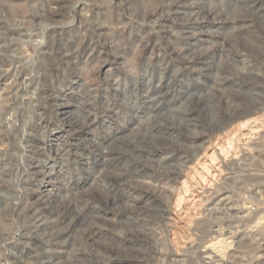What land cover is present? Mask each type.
Returning a JSON list of instances; mask_svg holds the SVG:
<instances>
[{"label":"rangeland","instance_id":"rangeland-1","mask_svg":"<svg viewBox=\"0 0 264 264\" xmlns=\"http://www.w3.org/2000/svg\"><path fill=\"white\" fill-rule=\"evenodd\" d=\"M37 211L56 242L27 233ZM17 259L264 264V0H0V264Z\"/></svg>","mask_w":264,"mask_h":264},{"label":"bare ground","instance_id":"bare-ground-1","mask_svg":"<svg viewBox=\"0 0 264 264\" xmlns=\"http://www.w3.org/2000/svg\"><path fill=\"white\" fill-rule=\"evenodd\" d=\"M195 2V1H194ZM195 5H197L198 10H191V15L194 17V19H199L201 15H205L204 18L206 19H213V16H217L220 18H223L224 16H221V12L218 8L213 7V9H204V5L203 4H199L196 3ZM186 4H183L182 7H185ZM190 7H194V6H190ZM204 11L205 14L202 12ZM225 19H228V21H236V18H231V17H224ZM224 20V19H223ZM226 21V20H225ZM204 31L199 32L198 34H194V36L192 34H189V36H187L189 39H194V37L196 36L197 39H201L202 40V35L204 34ZM188 34V33H187ZM194 49L193 47H186L185 50H183L182 52V58L184 59L185 63L187 65H189V67L191 69H194V67H200L202 68V70L204 69H208L209 68V61L208 58L205 57V55L199 54V53H194ZM196 65V66H195ZM63 105V104H62ZM58 113L62 114V119L65 120V123H69V119H70V113L67 110H59ZM84 129V130H83ZM86 127H83L82 130L85 131ZM84 139V138H83ZM40 212V211H39ZM38 211L36 213H33L32 215H29V217L31 218V226L28 228V234H30V232H33L31 234V236L33 237H39L38 239H43L44 243L49 244L52 242H56V240L54 238H48L46 237L45 233L42 232V230L40 229L42 227V223H41V215ZM34 241V240H33ZM39 243V242H38ZM20 259H17L14 261V263L16 264H20L19 263ZM22 264V263H21Z\"/></svg>","mask_w":264,"mask_h":264}]
</instances>
